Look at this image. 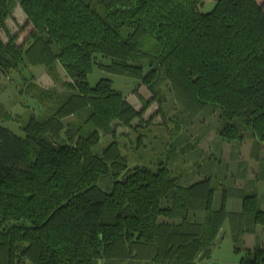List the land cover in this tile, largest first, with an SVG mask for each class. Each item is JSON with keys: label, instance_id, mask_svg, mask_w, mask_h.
Instances as JSON below:
<instances>
[{"label": "trees", "instance_id": "trees-1", "mask_svg": "<svg viewBox=\"0 0 264 264\" xmlns=\"http://www.w3.org/2000/svg\"><path fill=\"white\" fill-rule=\"evenodd\" d=\"M203 1L0 0V75L20 72L19 93L42 108L24 122L0 103V264H198L226 222L233 234L262 227L255 247L240 250V264H264L261 172L226 174L217 187V158L202 178L175 175L168 162L177 158L181 116L168 162L131 169L117 128H139L133 121L151 101L139 110L111 78L89 83L95 68L138 78L156 94L167 81L193 118L220 111L221 140L244 142L249 134L264 144V3L216 0L205 12ZM18 4L21 29L32 25L22 44L6 31ZM36 66L60 87L44 88L24 73ZM59 66L69 80L61 82ZM6 122L19 124L18 132ZM229 198L241 202L228 209Z\"/></svg>", "mask_w": 264, "mask_h": 264}, {"label": "rangeland", "instance_id": "rangeland-1", "mask_svg": "<svg viewBox=\"0 0 264 264\" xmlns=\"http://www.w3.org/2000/svg\"><path fill=\"white\" fill-rule=\"evenodd\" d=\"M215 1L216 0H204L200 4V9L205 12L210 11L214 7ZM258 2L260 4L263 3L259 0ZM24 25L25 23L22 26L18 25L16 27V25L11 22L7 27L8 30L6 28V31L14 34V32L18 30V33L23 34V39H25L28 35V31L32 27L28 26V28L21 29ZM6 31H1V35H4L5 41L8 40ZM17 42L20 41L17 39ZM99 59L102 60L103 63H107L108 61L106 58ZM30 71L31 73L26 71H24V73L30 75L38 85L40 84L44 88H52V86L60 87V82L56 84L52 76L48 74L46 68L45 71H42L40 66H36L31 68ZM59 71L61 74V82L69 80L65 71L60 66ZM10 74L12 78L0 75V101L4 96L6 98L9 96L6 101L9 102L3 105V107L7 110L11 109L13 113L14 108L18 110V106L22 105L24 107L23 113L18 116H22V121L25 122L33 111L41 112L42 108L39 103L30 96H24L19 93L21 87V73L12 70ZM102 77L111 78L114 88L120 90L126 96L127 100L139 110L145 108L144 104L146 101H151L150 105L144 109L143 119H135L133 121V126L137 124L141 125L139 128L135 130L125 126L117 128V134L123 136L120 140V149L123 154L127 156L131 169L137 166H149L154 168L156 163L158 165L161 162H168L167 151L169 144L175 141V138L171 139V136L175 131L174 119L176 116H181L185 122H183V128L180 132L182 135L180 137L179 134L180 139L175 145L178 148H175L173 152V155H177V158L175 157L176 159H174V161L172 156L170 158L171 161L169 160L168 162L171 168H174L175 173H177L175 175L182 174L183 178L186 180L202 178V176L209 172L211 165V168H213L215 160L220 158V164L218 165L220 166L218 169L219 172L215 177L219 179H214L213 181L215 185L216 182H218L216 185L218 187L219 184L223 183L221 178H225L226 174L228 175L227 178H241L239 173L234 170V162L239 155L243 154L242 159L244 160H242V162L247 168L248 162H253L251 159V143L253 142L251 135L247 134L244 142L239 143H228L218 137L219 110H213L212 107H209L203 109L199 115L193 118L183 105L177 101L175 94L169 90V82L167 81H162L160 84L161 86L156 88V94L149 90L147 85L138 78L128 75L111 74L95 68L89 75V83L94 86ZM24 87L22 86V88ZM156 95L162 100V104L159 103L158 98L155 99L156 97L154 96ZM4 110L0 108V115ZM14 116L16 115L14 114ZM72 118L73 117H69L68 120ZM147 122H150V124L147 125ZM7 125L18 132L17 127L19 124L12 122L7 123ZM140 134H142V140L141 143L138 144ZM198 136L199 138H201L200 136L203 138L199 144L196 143ZM184 141L190 144V146L187 147ZM181 146L186 150L180 151ZM259 152V146L256 145L253 154L258 155ZM255 166L257 169L255 168L253 171L254 178L257 177L259 172H261L262 178V176H264V164L260 167V163L259 166L256 163ZM262 191L263 190H261L260 193L264 204V192ZM221 198L222 191L217 190L215 195L216 207L220 205ZM229 200L230 202L227 204L228 209L237 207L241 202V199L238 198H229ZM161 219L163 220L164 218ZM224 230L225 233L219 238L220 240H217L218 244L213 247L210 258L200 260L198 264H240L241 258L244 256L243 252L240 254V250L247 247V243L254 240L256 236L258 240L260 238L259 233L248 237L242 233L233 234L230 231L229 222L225 223ZM261 230L262 229L259 230L260 233L262 232ZM236 249H238L239 253Z\"/></svg>", "mask_w": 264, "mask_h": 264}, {"label": "crops", "instance_id": "crops-1", "mask_svg": "<svg viewBox=\"0 0 264 264\" xmlns=\"http://www.w3.org/2000/svg\"><path fill=\"white\" fill-rule=\"evenodd\" d=\"M258 1V0H257ZM260 2H263L264 3V0H259ZM14 20H16V21H14ZM14 23L15 25H16V27L19 25V26H22L25 22H26V15L24 14V12H23V10H22V8H21V6H20V4H18L17 6H16V8L12 11V14H11V16H10V18L7 20V22H6V26L8 27L9 26V24L10 23ZM30 27H32V25H30ZM28 28V27H27ZM16 33H18V30H16L15 32H14V34H16ZM23 34H19V37H18V40L20 41V42H17L18 44H22L23 43V41H24V39H23V37L24 36H22ZM2 36V35H1ZM2 38L4 39V35L2 36ZM40 69L42 70V71H45V67L44 66H40ZM33 70V69H32ZM38 71V70H37ZM36 72V71H35ZM42 76V75H41ZM9 97V96H8ZM8 97L6 98L5 96L3 97V98H1L2 100L0 101V103L1 104H3V105H5V104H7L8 102H6L7 101V99H8ZM129 99V98H128ZM21 104V103H20ZM21 106V107H20ZM20 106H18L19 107V109H21V110H17V108H14L13 110H14V113L11 111V109H8V111L12 114V115H20V114H22L23 113V110H24V107L22 106V105H20ZM8 123V122H7ZM7 123H4V125H7ZM8 126V125H7ZM256 142H255V140L253 139V142L251 143V147H252V154H251V159H252V161L253 162H251V161H249L248 162V168H247V171L246 172H244V171H242V169L240 170L239 169V166H238V161H242V160H244V159H242V156H243V154L242 155H239L238 156V158L235 160V162H234V170L237 172V173H241V174H244L245 173V175H247L248 177L247 178H250V179H253L254 178V175H253V171H254V169L256 168V166H255V164L257 163L258 164V166H259V160H258V157L259 158H264V144H259L258 146H259V150H260V152L258 153V155H254L253 153H254V149H255V147H256ZM230 160H232V159H230ZM250 160V159H249ZM257 169V168H256ZM257 172V171H256ZM257 175V174H256ZM256 178V177H255ZM264 178V177H263ZM245 183H246V181L245 180H238L237 181V184L238 185H240V186H245ZM258 188H259V190H260V192H261V190H263L262 192H264V181L263 180H260V181H258ZM228 202H230V200H228ZM232 205H233V203H232ZM239 205V204H238ZM261 228L259 227L258 229H257V233L256 234H258L259 233V235H261V233L259 232V230H260ZM262 231V230H261ZM224 233H225V230H224ZM224 233H223V235H224ZM256 234H245V236L246 237H248V236H253V235H256ZM257 242V236H256V238H254V240H252V241H250L249 243H247V248H254L255 247V245L257 244L256 243Z\"/></svg>", "mask_w": 264, "mask_h": 264}]
</instances>
